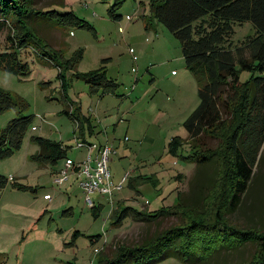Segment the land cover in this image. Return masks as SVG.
I'll return each mask as SVG.
<instances>
[{
    "label": "rangeland",
    "instance_id": "1",
    "mask_svg": "<svg viewBox=\"0 0 264 264\" xmlns=\"http://www.w3.org/2000/svg\"><path fill=\"white\" fill-rule=\"evenodd\" d=\"M61 1L34 0V8L72 12L94 33L77 26L61 29L30 23L47 45L46 50H58L65 59L82 51L76 69L65 75V92L58 68L36 59L30 49V54H21L30 70L26 79L0 70V88L23 100V114L33 116L20 149L0 160V176L8 180L0 190V264H100L101 259L114 255L117 246L139 244L178 224L174 217L156 218L159 212L174 207L178 194L187 205L193 201L201 204L214 185L211 196L217 199L221 195L222 181L218 179L215 184L214 160L196 168L193 162L167 152L173 137H180L183 143L187 140L183 123L199 103L197 83L184 66L178 41L160 24L144 28L141 16L149 11V1L125 0L118 22L108 16L112 0H63L58 6ZM234 30L235 43L253 33L248 22ZM101 66L116 85L115 94L102 98L91 95L89 86L73 76ZM239 76L244 83L250 74L241 72ZM77 109L89 143L97 145L106 140L113 144L115 153L108 161L111 181L117 185L124 179L121 190L114 193L113 206L105 197L91 195L103 207L97 217L85 207L84 194L76 187L72 172L61 186L53 183L66 161L81 162L88 154L85 147L75 148L82 141L80 124L63 113ZM16 116L14 110L0 113V129ZM31 136L69 147L66 158L46 165L33 161L38 148L30 141ZM203 143L209 149L219 145L209 138ZM189 149L183 144L184 157ZM46 194L50 200L45 199ZM112 207L118 211L129 208L148 220L134 221L129 212L120 226H112ZM224 216L227 223L238 228L261 229L264 144L240 204ZM254 253L255 246L246 244L221 251L208 264H248ZM156 264L185 263L168 258Z\"/></svg>",
    "mask_w": 264,
    "mask_h": 264
},
{
    "label": "trees",
    "instance_id": "2",
    "mask_svg": "<svg viewBox=\"0 0 264 264\" xmlns=\"http://www.w3.org/2000/svg\"><path fill=\"white\" fill-rule=\"evenodd\" d=\"M112 1L108 16L118 22L125 0ZM148 1V14L141 16L144 28L160 24L178 41L184 66L197 83L199 103L183 123L187 140L183 143L180 137H173L167 143V152L193 162L196 168L214 160L217 165L215 184L221 179V195L217 199L211 196L215 188L212 186L210 193L201 198L202 208H199V202L187 205L182 194H178L174 207L159 212L156 217H174L179 220L178 224L139 244L117 246L114 255L101 259L100 264H156L168 258L185 264H208L221 251L235 250L246 244L255 246L248 264H264V220L261 229L244 230L227 223L224 216L234 212L240 204L257 154L264 144V0ZM62 4L63 0L57 5ZM32 21L53 28L77 26L92 33L94 30L72 12L36 9L34 0H0V70L26 79L30 70L21 54H30V49L36 59L58 68L57 76L65 92V75L76 69L82 51L65 59L58 50H46L47 45L36 35ZM247 22L252 35L235 43V26ZM241 72L250 74L244 83L240 82ZM73 76L89 86L91 95L116 92L105 66ZM25 107L23 100L0 88V113L17 112V116L0 129V160L11 157L21 147L33 120L32 115L23 114ZM63 113L77 120L82 128L80 136L84 138L85 128L78 121V109ZM204 138L217 140L218 147L206 148ZM30 141L38 148L31 159L40 165L56 164L66 158L69 147L61 143L40 136H31ZM185 143L190 148L187 157L182 151ZM7 181L0 176V190ZM102 208L99 205L92 209L93 217H97ZM129 212L133 213L134 221L148 220L142 213L125 208L112 211V226H120Z\"/></svg>",
    "mask_w": 264,
    "mask_h": 264
},
{
    "label": "built area",
    "instance_id": "3",
    "mask_svg": "<svg viewBox=\"0 0 264 264\" xmlns=\"http://www.w3.org/2000/svg\"><path fill=\"white\" fill-rule=\"evenodd\" d=\"M127 140V139H126ZM85 147L88 150L86 158L81 162L66 161L64 168L60 169L55 176L53 183L61 186L69 178V172L76 176L77 187L84 194L85 207L92 210L100 202L91 197L93 193L100 197H105L110 206L114 205L113 196L122 188V181L115 185L111 181L110 172L108 169V161L110 155L114 154L113 145L108 143L102 146L93 145L83 141L76 143V149ZM92 149H94L92 151ZM46 200H50L49 195L45 196ZM113 211V207L111 213ZM97 252V250H94Z\"/></svg>",
    "mask_w": 264,
    "mask_h": 264
},
{
    "label": "crops",
    "instance_id": "4",
    "mask_svg": "<svg viewBox=\"0 0 264 264\" xmlns=\"http://www.w3.org/2000/svg\"><path fill=\"white\" fill-rule=\"evenodd\" d=\"M147 14H148V12H147ZM147 14H143V15H147ZM181 57H182V56H181ZM172 74H174V72H172ZM99 97L102 98L103 96H99ZM83 134H84V132H83ZM86 135H87V134H84V135H83L84 138L81 137V138H82V141H84V140L87 141V140H86ZM89 140L91 141V139H89ZM90 141H89V142H90ZM87 142H88V141H87ZM87 142H86V143H87ZM89 142H88V143H89ZM108 143H110V142H108V141H106V140H103V141H98V144H97V145H98V146H102V145H105V144H108ZM61 144H62V143H61ZM110 144H112V143H110ZM62 145H63V144H62ZM112 145H113V144H112ZM64 146H65V145H64ZM56 175H57V174H56ZM121 181H122V179H121ZM121 181H120V182H121ZM76 187H77V186H76ZM77 188H78V187H77ZM78 189H79V188H78ZM80 191H81V190H80ZM46 195H47V194H46ZM46 195H45V196H46ZM97 200H98V199H97ZM99 205H101L100 202L97 204V206H99Z\"/></svg>",
    "mask_w": 264,
    "mask_h": 264
}]
</instances>
